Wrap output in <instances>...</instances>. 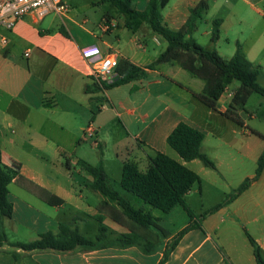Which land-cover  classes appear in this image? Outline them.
<instances>
[{"label": "crops", "instance_id": "crops-1", "mask_svg": "<svg viewBox=\"0 0 264 264\" xmlns=\"http://www.w3.org/2000/svg\"><path fill=\"white\" fill-rule=\"evenodd\" d=\"M199 1L175 0L166 15L161 14L163 23L171 30H179L188 10ZM234 2L243 3L250 14L249 27L254 38L242 48L247 61L259 67L257 83L264 89V0ZM48 16L37 24L27 17L10 30L0 29V37L7 39L5 46L0 45L5 55L14 53L11 49L15 42L31 45L19 56L25 60L24 67L15 54L11 59L5 55L0 58L2 162L20 175L8 186L12 216L2 222L7 243L0 246V264H255L247 236L264 256V167L229 203L200 222L197 217L221 203L244 180L253 178L257 159L264 149V139L258 136H264V97L251 94L247 102L253 99L252 109L244 106L237 109L242 122L239 126L223 115L231 101L226 93L218 99L215 109H210L193 95L203 91V81L187 79L182 72L192 76L179 65L161 63L153 69H144L158 55L147 52L144 39L150 38L158 46L163 41L159 36L132 33L123 28V20L118 22L112 14L101 20L100 36L88 30L73 34L71 26L64 28L63 19L75 24L67 13L57 15L60 28L46 21ZM104 24L107 29H103ZM110 35L114 41L108 40ZM205 49L211 50L213 46ZM106 54L115 55L118 63L123 60L144 69L145 76L103 91L95 88L87 75L89 62ZM237 87L231 84L228 89L233 91ZM101 103L105 109L94 113ZM178 123L203 134L200 151L213 162L214 170L197 159L184 162L176 153L177 157L172 155L166 138ZM88 125L93 128L95 138L104 134V149L112 140L120 174L125 162L145 170L148 158L155 152L197 174L199 183L184 197V205L193 217L180 205L164 214L124 191L119 184V189L114 191L133 208L150 214L167 233L157 237L155 229L132 222L115 202L92 190L88 186L92 177L81 169L77 172L78 180L73 178L74 171L64 183L46 173V165L59 163L60 158H68V170L71 161L79 166L80 158L66 156V145L76 146L82 138L86 140L84 130ZM101 161L106 172L103 153ZM11 186L37 201L17 199L9 190ZM40 191L61 199L63 204L48 205ZM98 220L107 229L100 241L96 240ZM71 221L79 234L93 241L95 247L67 252H25L9 245L31 242L48 231L56 233L61 223ZM190 225L193 227L184 231ZM128 234L135 235L139 243L121 245L119 240ZM146 247L151 251L147 252Z\"/></svg>", "mask_w": 264, "mask_h": 264}, {"label": "trees", "instance_id": "trees-1", "mask_svg": "<svg viewBox=\"0 0 264 264\" xmlns=\"http://www.w3.org/2000/svg\"><path fill=\"white\" fill-rule=\"evenodd\" d=\"M135 1L99 0V2L106 3L117 14L122 16L123 28L126 30L132 33H145V37L159 36L166 43L165 49L144 69H153L154 66L161 63L179 65L192 77L203 81V91L193 95L198 102L210 109H215L216 103L225 89L233 82H237L239 85L232 91L230 104L223 115L235 124L242 126V122L236 113L237 109L243 108L251 94L264 97V89L257 83L259 67L251 65L247 61L242 45L239 42H235V51L232 57L224 59L215 49H205L195 41L193 33L196 30L198 21L208 9L209 0H200L188 10V16L179 30H171L163 23L161 11L169 0H146L142 10L136 7ZM104 19L107 20V14L104 15ZM221 22V19H214L211 22L210 41L213 44L219 39ZM144 69L121 60L115 69V73L119 78L111 84H104V88L108 89L112 86L141 79L145 76ZM93 86L98 89V86L94 84ZM258 136L264 139V136ZM202 140L203 134L200 131L184 123H178L167 136L166 143L182 161L188 162L197 159L205 167L214 170L213 162L200 151ZM78 164L86 175L92 177V182L88 184L92 190L115 202L121 208L122 214L132 222L145 228L155 229L157 237L166 236L167 233L157 226L156 219L142 209L133 208L124 197L108 186L106 172L101 159L93 167L84 164L82 161ZM66 167L68 169L67 163ZM263 167L264 149L257 159L253 178L244 180L221 203L199 215L197 217L198 222L243 192L249 183L259 176ZM19 176L17 171L3 164L0 149V246L7 243L2 225L3 219H10L12 216V204L8 200V186L12 180ZM198 183L199 177L197 174L159 152H155L148 158L147 167L143 171L139 170L133 163H123L119 182L120 187L124 191L134 195L152 208L166 214L174 206L180 205L190 218L193 216L184 205V197ZM40 192H42L41 196L45 198V202L48 205L61 206L63 204L61 199L45 191ZM190 227H193V225L188 226L184 231ZM106 231V227L98 220L96 240L100 241L104 238ZM180 235L176 237L171 247L174 246ZM247 238L253 248L255 264H264V256L260 249L252 238L249 236ZM119 242L124 246L139 243L138 238L133 234L124 235ZM9 245L25 252L46 250L67 252L79 247H95L93 241H89L79 234L74 221L61 223L56 233L48 231L38 235L31 242H14L9 243ZM146 251L149 252L151 249L149 250L146 247Z\"/></svg>", "mask_w": 264, "mask_h": 264}, {"label": "rangeland", "instance_id": "rangeland-1", "mask_svg": "<svg viewBox=\"0 0 264 264\" xmlns=\"http://www.w3.org/2000/svg\"><path fill=\"white\" fill-rule=\"evenodd\" d=\"M144 1L145 0H136V7L138 9L142 8L143 3H145ZM215 1L216 2H213V0H209L208 9L203 17L198 21L196 30L193 33V38L200 46L204 48H206V46H213V49H215L221 57H223L224 59H229L232 57L233 52L235 51V42H239L244 48V45L248 44L250 40L254 38V32L249 27V23L251 22V19L249 17L250 14L247 7L241 2L235 3L234 0ZM64 2L68 7L67 15L72 18L73 22L76 25H71L63 19L65 23L63 27L70 28L71 26V32L73 34H75L76 31L82 32V30H88L89 32L92 31L96 36H100L101 33L98 26H100L101 20L106 14L114 15L115 19L118 22H121L123 20L122 16L117 14L113 8H110L106 3L99 2V0H64ZM174 3L175 0H169L166 7L162 9L161 14L165 16L166 13L174 5ZM219 18L222 19L219 39L216 43L211 44L209 35L211 22L212 20ZM46 21H50L51 23L53 22V25L60 28V19L55 13H50L46 18ZM37 27L38 26H35L34 28L37 29ZM124 33L126 35H130L126 30H124ZM108 40L114 41L113 35H110L108 37ZM91 41H95V39L91 38ZM144 41L147 52H150V54L153 55L155 54V56L161 53L166 46V43L164 41H160V45L158 46L155 45L150 38H146L144 39ZM13 45L14 48L11 50L14 51V53H7V55L4 54V50L0 46L1 59L4 57V55L5 57H7V59H11L13 56L12 54H15L19 57L23 50H25V48H31V45L23 43L21 41L17 43L15 42L13 43ZM18 60H20V64H22V66L24 67L25 60H22L20 57ZM7 72L9 73L10 71ZM182 73L187 79H193L194 81L202 83L201 80L190 77L185 72ZM232 85L238 86L239 84L237 82H233ZM252 97H258V95L252 94ZM252 103L253 99L251 98L249 102L244 105V109H252ZM99 105L100 104H98L97 108L94 109V113L99 112ZM82 139L83 140L78 143L79 145H66V156L69 158H80L84 164L93 167L97 165L99 160L101 159L100 153H103L105 155V159L107 160L106 172L108 177L106 182L111 189H119L120 171L118 167H116V159L112 140L108 141L106 148L104 149V134H99L98 139L95 137L92 139L86 138V140L84 138ZM170 151L172 152V155H174V157H177L175 152H173L171 149ZM67 159L60 158L59 163L54 161L52 164H47L45 172L49 175H53V177H55L57 181L64 183L66 179H68L75 171V174H73V178L78 180L79 175L77 174V172L80 171V167L78 165H74L71 161V168L70 170H68L69 168L67 169L66 167V163L68 161ZM50 168L58 173L51 172L52 170H50ZM9 190L19 200L34 202L37 201V199L22 192L16 186H11Z\"/></svg>", "mask_w": 264, "mask_h": 264}, {"label": "built area", "instance_id": "built-area-1", "mask_svg": "<svg viewBox=\"0 0 264 264\" xmlns=\"http://www.w3.org/2000/svg\"><path fill=\"white\" fill-rule=\"evenodd\" d=\"M68 7L64 0H0V29L10 30L15 23L24 19L30 18L32 23L37 24L45 16L50 13L64 15L67 13ZM103 29L107 26L102 25ZM107 29V28H106ZM138 47L141 46L138 40ZM7 39L0 37V45L5 46ZM29 51L24 52V56H28ZM117 58L113 54H106L96 59L90 60L87 75L90 77L92 84L98 86L102 91L104 84H111L119 76L116 75ZM224 93L228 97L232 96V91L227 88ZM99 111L105 109V104L101 103L98 107ZM84 132L88 138L94 137L93 128L88 125Z\"/></svg>", "mask_w": 264, "mask_h": 264}]
</instances>
